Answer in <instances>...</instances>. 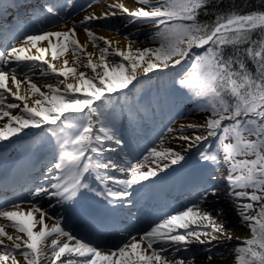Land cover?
Here are the masks:
<instances>
[{"label": "snow or ice", "instance_id": "snow-or-ice-1", "mask_svg": "<svg viewBox=\"0 0 264 264\" xmlns=\"http://www.w3.org/2000/svg\"><path fill=\"white\" fill-rule=\"evenodd\" d=\"M134 2L142 7L129 9L116 0L107 5L113 11L89 13L80 21L87 38L99 49L95 59L79 41L75 25L51 30L53 24H66L61 10L71 7L67 2L46 3L41 8L42 18L35 21L26 14L24 39L14 37L20 46L0 51V62L5 65H25L21 69L0 70V119L7 117L0 126V142L9 141L26 129H43L49 143H54L58 158L54 164L58 172L54 182L50 187L41 186L31 192L34 202L27 212L20 211L21 206L16 203L12 204L13 210H0V218L10 222L0 224V264H194L198 257L191 247L193 244L205 246L199 251L206 254V261L211 264L217 256L213 242L232 240V229L225 227L229 221L224 209L213 206L216 212L213 216L203 207L218 193V185L212 183L217 177L211 173L198 176V198L191 206L165 216L139 238L132 236L130 241L112 245L101 246L78 237L64 226L61 216L50 215L35 202L55 199L61 207L69 205L65 212L83 224L106 227L108 213L132 207L129 201L134 190L143 189L145 182L157 177L158 172L181 164L185 155L172 149H152L150 156L155 158L156 167L147 171L141 170L145 166L141 162L121 164L108 154L126 146L116 134L114 94L135 87L134 82H140L141 74L176 68L190 56L189 69L176 83L196 98L202 111L210 114L203 125H188L195 131H204L205 135H180L177 139L186 142L184 152L193 147L200 149L199 160L213 171L221 158L228 165L225 180L230 195L234 200L250 201L233 205L240 225H246L251 233L250 238L234 247V264H264V10L246 14L233 10L213 12L211 22H202L199 16L209 14L213 0ZM13 6L27 7L26 4ZM118 13L126 17V29L152 25L149 43L158 46L133 50L135 41L129 38V32L125 37L129 44L120 49L110 39L95 35L90 27L93 22ZM49 17L57 19L53 21ZM225 47L233 49L227 56ZM193 49L204 51L192 55ZM69 52L74 58L72 66L64 59L62 67L57 68L54 62ZM49 53L51 59L46 58ZM37 61L47 65L48 71L40 69L41 75L47 76L50 71L64 79L56 84L45 82L47 91H42L30 75L35 66L27 63ZM249 63L252 68L248 67ZM18 72L25 78L19 79ZM70 79L75 82H69ZM22 84L28 85L29 93L21 94ZM5 93L21 101L22 107L7 102ZM31 96L39 98L30 105ZM17 108L21 109L20 114H12L11 110ZM137 116L138 112L132 113L129 119ZM209 137L215 143L205 144ZM148 158L145 156L143 160ZM109 170L125 174V178ZM89 177L95 186L88 182ZM249 188L251 193L247 191ZM87 193H92L95 201ZM254 204L259 208H254ZM252 211L256 215L248 214ZM46 219L53 222L49 224ZM8 227L17 234L10 235L6 231Z\"/></svg>", "mask_w": 264, "mask_h": 264}, {"label": "rangeland", "instance_id": "rangeland-1", "mask_svg": "<svg viewBox=\"0 0 264 264\" xmlns=\"http://www.w3.org/2000/svg\"><path fill=\"white\" fill-rule=\"evenodd\" d=\"M94 1L96 2V0H62L61 3L65 4L67 2L69 4H75L76 2H78V3H76L75 6L68 7L69 9L64 8L66 10V14L71 13V14H73L72 17L75 18V17L79 16L81 13H84L85 11L90 10L95 5H100V6L103 5V3L106 0H97V3L92 4L91 7H89V6L86 7L88 3L91 4ZM154 2H155V0H153V3ZM128 3L132 4V6L135 8L142 7V5L135 3L134 0H128ZM125 23H126V17H123L120 20L117 27H120L121 25H125ZM151 28H152V25L144 24L138 28L133 26V27H131V29L125 28L122 31H124V37L129 36V32H130L129 38L132 41H135V43L132 44L135 46V49L136 48L143 49L144 47H153V45L151 43H149V32H150ZM114 31L115 30H112L111 33H114ZM24 37L25 36H23L19 39L23 40ZM126 40L129 42V39H126ZM11 46H19V41L18 40L14 41L11 44ZM8 49H10V48H7L6 50H8ZM114 59L119 60L120 58L116 57ZM125 63H127V62L125 61ZM33 65L35 66L36 70L33 71L32 73H30V75L32 76L33 80L38 81L39 75H41V71L39 70V68L45 70L46 65L44 64L42 67H41V65L36 66L35 62ZM24 67H25V65L23 64L22 67H17V69H21ZM10 70H11V68H9L7 71H10ZM80 70L89 72L88 69L81 68ZM159 72H161V71H154L152 73H149L148 75L142 74L139 76V79H143V78H145V76H147L148 78L152 77L153 75L158 74ZM17 75L21 79L25 78L23 73L18 72ZM61 79H62L61 77H57V76L53 77L52 76V77H48V79H42V80H43V82L53 84L54 82H56V81L58 82V80H61ZM70 82H75V81L70 79ZM37 98H39V97L31 96L30 102L33 103L32 101H34ZM161 98L163 101H165L164 98H166V97L164 95H162ZM6 99H7V102H9V103L21 104V101H17L15 99H13L12 97H7ZM151 99H152L153 105H155V103L157 102L158 99L155 97L151 98ZM171 103H172V105L167 107L166 116L169 119L171 118L172 121L169 125L165 124V126L163 127L164 130L159 131L161 133H158L156 135L157 140L154 142V144L141 157L136 158L137 160L135 159V161L127 160L126 158H124L125 156L123 154L116 155V158H123V161H118L121 164H127L129 162H131L132 164H135L137 162H141L145 165L141 170L147 171L149 167H152L153 169H155V167H156V164L153 163V160L155 158L150 156V152L152 149H156L157 151H164L166 149H172V150H175L177 152H182V154L185 155V160L182 161L181 164L171 166L167 169V170L173 169L172 171H167V170L161 171V172H158V175H157V176H160V175L164 174L163 175L164 181L171 183L172 184L171 189H173V188L180 187L183 183V179H186L187 176L189 177L190 175H194V177L197 179L199 174H200L199 170L197 169V164L199 162H202L198 158V153H199L200 149L193 147L191 151L184 152L183 149L186 147V142L177 139V137L180 135H187L189 137H192L194 135H205L206 133H203V131H195L194 129L189 128L188 125H201L200 120L202 121V120L206 119L209 116V113L202 112L199 107H194L192 110L185 111L184 105L182 106V108L180 107L182 101H180L179 98H175V97L172 98ZM21 107H22V105H21ZM128 107H129L128 111H129L130 115L132 113H137L138 110L141 109L140 106H136L135 104H131V106H128ZM128 111H127V113H128ZM11 112H12V114H20L21 109L20 108L13 109V110H11ZM116 113L118 116L114 117V122H115V125L117 127L121 124V122L126 120L125 117H130L129 114H126V116L119 114V109H117ZM146 113H145V115H146ZM191 113H193V114H191ZM194 115H200V116L196 117ZM137 118H138V116H137ZM174 118H175V120H174ZM136 119L130 120V121L137 122V124L140 125V121H138ZM147 119L149 120L148 117H147ZM6 120H7V117L0 119V126H3V124L6 122ZM175 121H176V123H175ZM140 126H137V127H140ZM150 126H152V125H150ZM20 136H23V137L26 136L25 132L19 134L17 137H20ZM15 138L16 137H12L9 141H4V142H6V144H10L12 142V140ZM40 140H41V138H40ZM209 142L215 143V141L212 137H209L208 140L205 141L204 143L208 144ZM0 143L2 144L3 142H0ZM39 144H40V141H37L36 144L31 148V152L27 151L28 152L27 156H21V157H18L17 159L26 160L27 162L30 163L31 161L35 160L36 158H42L43 155L45 154V151L43 150V148H38ZM201 147H203V145H201ZM47 155L48 156L52 155L51 147H49V152ZM145 156L149 157L148 160H146V161L143 160V157H145ZM3 158H4V156L0 154V162L3 161ZM55 160L57 163L58 158H56ZM157 163H164V161H157ZM21 164H23V163L21 162ZM186 164L190 165V167H189L190 169L183 172L182 171L183 166H185ZM194 169H197V170H194ZM227 169H228V165H226L223 162L222 158L219 161L218 166L215 167V171H213V168L210 167V170L208 171V173H211L217 177V179L215 181H213L212 183H215L216 185H218V193H217V196L215 198H210L208 203L204 204L203 207L205 210L211 211V214L213 216L216 215V212L212 210L213 206L215 208H218V209H220V208L224 209L225 214L228 217V221H229L228 224L225 225V227L232 229V231L230 232V235H232L233 237H236V238L232 239L231 241H228L229 242L228 245H226L220 251H219L220 246H217V242H214V244H215L214 250L217 252V256L213 258V260L211 261V264H218L219 262H215V260L219 259V258L224 261V264H234L235 253H234L233 249L235 246H238L240 244V241L243 240L241 238H239V239H237V238L238 237L243 238V237H246V235L251 236V233H250V230L248 229V227L246 225H244V226L240 225V221H239V218L237 216V210L233 207L234 204H246V203H249L250 201L247 199L234 200L233 196L230 195V188H229V186L225 180V176L227 175ZM48 172H50L51 174L47 178H53L55 175L58 174V172L55 168H53L51 171H48ZM180 172L183 173L182 174L183 178L179 177ZM175 174H178V175L176 177L172 178L171 176L175 175ZM89 179H91V177H89ZM53 182L54 181H51L47 187H50L51 183H53ZM88 182L93 183V185H94L93 181H88ZM158 182H161V180H159ZM137 188H138V186H137ZM134 191H136V190H134ZM237 191H241V190L237 189ZM247 191L249 193H251L252 189L249 188V189H247ZM86 195L88 197L92 198L93 201H95L96 198L93 197L92 193H87ZM45 201H46V198H45ZM51 202H53V200ZM236 202H238V203H236ZM32 203H33V201H26V202H19L16 204H19L21 207H24V206L31 207ZM38 203L42 204V202H38ZM221 203H222V205H221ZM48 206H49V203H48ZM48 206H46V207H48ZM186 207H189V206H185L184 208H180L172 214H175L181 210H184ZM254 208L258 209L259 205L254 204ZM11 209H13L12 205H9V206H5V207L1 208L0 210H11ZM248 214L249 215H256V212L252 211V212H249ZM52 216H57V215H52ZM136 226L137 225H135L134 227H136ZM9 228L11 229L10 235L15 236L17 233L11 227H9ZM20 235H23V234H20ZM250 236L247 238H250ZM203 247H205V246L200 245V246L196 247L198 249V251L196 252V255L198 258L195 260V262H197V260H201V259L206 261V254L199 251V249H201ZM184 255L189 256L188 253H184ZM21 258L22 257H20L19 259H21ZM205 264H208V262L206 261Z\"/></svg>", "mask_w": 264, "mask_h": 264}, {"label": "bare ground", "instance_id": "bare-ground-1", "mask_svg": "<svg viewBox=\"0 0 264 264\" xmlns=\"http://www.w3.org/2000/svg\"><path fill=\"white\" fill-rule=\"evenodd\" d=\"M116 2V0H106L103 5H95L94 7H92L90 10L84 12V13H81L79 16L77 17H72V18H69L68 16L67 17H63L65 20H66V24H59V25H56L54 24V27L51 29L53 31H56V30H62L63 28L67 27V28H71L73 27V25H75V28H76V32L78 34V39L79 41L86 45V51L88 53H93L94 54V59L96 56H98L99 54V49L96 48L92 43L91 41L87 38L86 36V33L84 32L83 30V27L80 25V21L83 19V17L85 15H88L89 13H95L97 15L103 13V12H106V11H113V9H109L107 7L108 4L110 3H114ZM121 3H124L126 7H128L129 9H136L135 7L132 6V4L128 3V0H120ZM15 3V0H11L10 4H14ZM19 10H22V8H19ZM118 12V10H115ZM23 13V11H20V13ZM3 13H5V11H3ZM124 16H121L119 13L114 16V17H109L108 19L106 20H99V21H95L93 22L92 25H90L92 31L95 33V35L97 36H100V37H106L108 39H110L111 41H113V46L114 47H118L120 49H125L126 46L129 44V42L125 39L124 37V30L125 29V26L124 25H121L120 27H117V25L119 24L120 20L123 18ZM56 17H53V20H55ZM0 23L3 21V18H0ZM4 24H8L7 22H4L3 23V27L5 26V30L6 32H1L0 35H4V38L5 39H10L13 35H15L17 32L21 31L23 29V26L21 24H11L9 25V30L6 28V26L8 25H4ZM112 30H115L114 33H111ZM1 31V30H0ZM47 42H44V44H46ZM53 43H56L55 41V38H53ZM102 44V41L99 42ZM20 46V45H19ZM43 46V45H41ZM132 48L133 50L135 49V46L132 45ZM32 52L34 53L35 50L33 49ZM47 59H51L50 57V53L48 55V57H46ZM64 59H67L69 61V66H72V62H73V55L71 54V52L67 53L64 57H61L60 59H58L57 61H55L54 63L56 64L57 68H60L62 67V61ZM38 62V61H37ZM38 63H41V62H38ZM16 64H11V65H5L3 62H0V70H8L9 67L11 66H15ZM46 65V64H45ZM42 63H41V67H42ZM45 71H48L47 70V65L45 67ZM88 71L90 72V69H88ZM142 75V74H141ZM54 77L55 75L52 74L50 71L48 72V75L47 76H43V75H39V80L36 81V80H33L34 82L37 83L38 87L41 88L42 91H47V89L44 87V84L45 82H43L42 79H48V77ZM19 78V77H18ZM63 80L64 78L61 77ZM21 79V78H19ZM70 82V81H69ZM56 82H54L53 84H56ZM74 83V82H73ZM9 87L13 89V91H15V88L14 86L11 84V82H9ZM20 91H21V94H26V93H29V88H28V85L26 84H22L21 85V88H20ZM5 96L6 98L7 97H11V95L5 93ZM34 102V101H32ZM28 103L31 105L32 103L30 102V99L28 100ZM21 105H22V102H21ZM5 184H2L0 185L1 187L4 186ZM8 185V184H7ZM28 185V184H27ZM32 186V185H31ZM1 191V190H0ZM31 195V194H30ZM238 203V202H236ZM222 205V203H221ZM59 207V205L57 206ZM30 209V207H27V206H24V207H21L19 210L20 211H24V212H27L28 210ZM13 210V209H11ZM37 218H38V215H37ZM122 218V216L120 217ZM116 220V219H115ZM114 220V221H115ZM46 222L51 224L53 221L52 220H47L46 219ZM112 223L111 221H108L106 220V224H110ZM0 224H10V222L6 221V220H3L2 218H0ZM79 224V222L77 223V225ZM140 229V228H139ZM34 230H38V229H34ZM6 231L10 234L11 233V229L8 227L6 228ZM182 231V230H181ZM132 234H137V233H131L130 236H128L126 238V240H131L130 237H132ZM134 235V236H135ZM232 236V235H231ZM250 235H246V237H238V238H241V239H246L247 237H249ZM137 238H139V236L137 235L136 236ZM26 238V237H25ZM236 237H233L232 236V239H235ZM123 241V240H122ZM6 243H10V242H7L5 241ZM214 243V242H213ZM228 241H224V240H221L220 242H217V246H220V250H222L226 245H228ZM144 247H146V243L143 245ZM200 245L198 244H193L191 247L192 249L197 252L198 249L196 247H198ZM189 256L192 255V253H188ZM21 261H22V258H21ZM205 260H197V262H194V264H205ZM215 262H219L218 264H224V261L221 260L220 258L219 259H216Z\"/></svg>", "mask_w": 264, "mask_h": 264}, {"label": "trees", "instance_id": "trees-1", "mask_svg": "<svg viewBox=\"0 0 264 264\" xmlns=\"http://www.w3.org/2000/svg\"><path fill=\"white\" fill-rule=\"evenodd\" d=\"M230 10L246 14L255 10H264V3H262L261 0H213V3L209 7V14L204 15L201 13L199 20L202 22H211L214 19V16L212 15L213 12H228ZM253 38H255V35ZM152 45L153 47L158 46L156 44ZM244 47H247V45H244ZM203 51V49H193L192 55L202 54ZM224 51L225 56H227L233 51V49L231 47H225ZM191 58L192 57L190 56L188 59L184 60L182 64L175 68L170 74H159L152 79H142L138 83L137 90L143 93L145 89L152 88L151 94L156 98H160L162 95H168L169 98L166 100L169 105H172L170 103L171 98H180L182 100L181 106L184 105L185 110L198 107L196 98L190 95L186 89H181L178 83H176L186 70L189 69ZM248 67L252 68L253 66L249 63ZM202 112L205 113V111ZM194 116L199 117L200 115ZM205 120L206 119L200 121L205 123ZM224 123L227 124L230 122L225 121Z\"/></svg>", "mask_w": 264, "mask_h": 264}]
</instances>
